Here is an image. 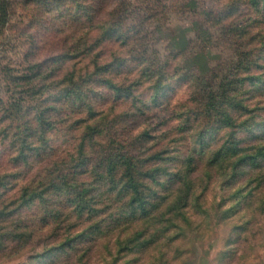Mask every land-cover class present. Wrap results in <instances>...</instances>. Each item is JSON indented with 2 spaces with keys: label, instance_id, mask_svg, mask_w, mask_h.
Listing matches in <instances>:
<instances>
[{
  "label": "rangeland",
  "instance_id": "rangeland-1",
  "mask_svg": "<svg viewBox=\"0 0 264 264\" xmlns=\"http://www.w3.org/2000/svg\"><path fill=\"white\" fill-rule=\"evenodd\" d=\"M9 1L10 20L0 25V114L8 112L3 105L13 86L7 76L45 56L37 42L30 48L32 5ZM154 3L161 13L149 25V53L155 64L167 62L168 72L161 100L149 102L134 130L148 136L128 146L138 160L155 155L139 167L145 199L127 209V194L102 193L100 229L77 217L55 222L68 201L50 179L78 163L51 162L33 179L42 196L15 204L0 198V264H264V5ZM108 133L121 150L133 135ZM14 182L4 180L0 193ZM44 217L55 220L43 226Z\"/></svg>",
  "mask_w": 264,
  "mask_h": 264
},
{
  "label": "trees",
  "instance_id": "trees-1",
  "mask_svg": "<svg viewBox=\"0 0 264 264\" xmlns=\"http://www.w3.org/2000/svg\"><path fill=\"white\" fill-rule=\"evenodd\" d=\"M252 1L264 5V0ZM23 4L32 5L30 48L37 42L45 56L26 60L23 70L7 76L13 86L3 100L8 112L0 114V140L7 145L0 149V168H13L0 170V185L10 178L15 182L0 198L4 195L15 204L25 195L42 196L44 192L31 188L33 179L41 177L51 162L69 158L67 162L78 165L50 179L68 201L67 210L56 220L44 217L43 226L77 217L100 229V215L107 209L96 206L104 203L97 199L102 193L119 199L127 194V209L145 199L140 178L146 172L139 167L155 155L138 160L128 146L136 137L148 136L147 130L138 134L134 130L150 109L149 102L162 97L158 95L168 63L155 64L148 46L149 25L161 9L154 0H23ZM12 8L9 0H0V25L8 23ZM252 77L248 73V80ZM111 129L133 134L125 150L114 146V139L106 140ZM28 189L33 191L27 193ZM59 229L55 228L58 235Z\"/></svg>",
  "mask_w": 264,
  "mask_h": 264
}]
</instances>
